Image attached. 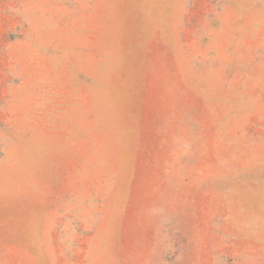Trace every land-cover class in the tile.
Masks as SVG:
<instances>
[{"label":"rangeland","instance_id":"rangeland-1","mask_svg":"<svg viewBox=\"0 0 264 264\" xmlns=\"http://www.w3.org/2000/svg\"><path fill=\"white\" fill-rule=\"evenodd\" d=\"M0 264H264V0H0Z\"/></svg>","mask_w":264,"mask_h":264}]
</instances>
